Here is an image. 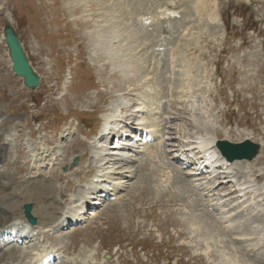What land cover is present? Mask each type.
I'll use <instances>...</instances> for the list:
<instances>
[{
    "label": "rangeland",
    "instance_id": "374dc122",
    "mask_svg": "<svg viewBox=\"0 0 264 264\" xmlns=\"http://www.w3.org/2000/svg\"><path fill=\"white\" fill-rule=\"evenodd\" d=\"M107 1L108 5L120 4L124 23L135 27L139 36L141 33V46L136 50L133 45L125 49L128 41L117 42L115 37H109L107 46L100 48L89 36V32L102 25L100 18H104L93 0H0V145L4 147L0 166L10 165L0 186L9 181L13 189L9 192L14 194L13 191L30 185L31 182H27L33 180L32 177H44L51 181L53 194H50L65 200L71 199L78 184H87L94 173L101 184L103 179L109 181L100 186L111 191L116 199L96 201L99 207L93 216L86 217L68 231L57 230L54 235L46 236V243L59 250V255H64L60 264H97V260L105 264H228L227 261L264 264V197L259 203L256 201L259 208L250 204L242 207L249 201V192L233 202L234 194L229 193L232 184L223 179L230 174V167L224 169V164L220 163L224 171H218L219 177L217 172L197 176L196 183L191 184L196 196L186 187L190 185L189 181L179 176V162L174 161L179 174L171 182L168 171L164 170L166 166L160 168L158 159L147 161V150L156 144L154 138L164 132L167 117L170 118L171 141L170 148L166 146L168 152L165 146H160L162 155L165 153L169 158L170 150L181 144L180 147L199 148V138L204 134L193 130L192 116H201L210 121L218 139L233 143L250 139L262 143L255 159L239 163L245 173L259 180L258 184H264V0H233L250 5L259 22V30L254 36L248 35L246 42L213 39L207 31L214 27V32H220L218 22L214 26L207 23L210 28L203 32L197 30L201 33H196L190 23L178 29L182 0ZM228 1L213 0L214 12L220 15ZM110 19L111 16L106 14V26ZM232 22L238 24L235 19ZM7 25L17 35L30 67L39 78L35 90L25 88L22 80L11 72L2 35ZM178 34L193 47H187V44L183 48L180 44L175 47L176 52L181 49L183 63L180 61V66L177 65L179 53L174 55L171 90L167 88L169 75L161 66L166 61L167 51L172 49L169 44ZM119 48L121 52H118ZM104 50L112 51L105 54ZM139 58L148 76L136 86L132 77L136 69L130 64ZM162 70L160 80L158 76ZM202 80L208 91V105L204 91L198 90L204 84ZM167 94L171 98L170 111L156 109ZM138 103L150 107L152 120L160 124L148 134L134 125L142 119L141 113L133 110L128 117L125 115L127 109H121L126 105L130 110ZM111 112H115L113 127L120 124L119 129L125 130L124 123L127 122L130 128H139L136 131L140 134L133 133L132 142L123 141L131 145L129 151H123L122 146L111 152L107 148L99 149L93 143L88 145L91 136L98 134L104 117ZM81 135L88 136L87 142ZM146 140L151 141L148 144ZM142 150L144 156L140 158ZM34 159L42 161V166L51 165L52 168L42 169L35 175L33 168L39 163ZM74 159L78 162L72 168ZM129 159L135 163L141 159L144 163L150 162L151 168L157 167L158 185L165 180L171 183L158 193L152 186L150 172L140 171L138 166L136 169V164L129 163ZM218 159L213 160L212 167L218 165ZM91 163L99 168L93 170L89 166ZM64 167L68 169L62 173ZM205 179L212 181L206 183ZM209 184L212 188L207 187ZM183 185L186 188L183 189ZM203 193L208 197L226 194L227 199H231L226 200L222 208L215 205L217 222L204 213V205L196 200ZM21 197L22 193L17 192L8 199L9 204H16L15 217L20 216L23 203L36 206V201ZM230 207L236 208L224 212ZM225 214L233 216H226L227 219L244 215L248 225L255 222L262 230L252 225L253 233L237 237L235 233L240 232L223 219ZM34 216L37 222L40 221L39 216ZM202 220L216 226L217 233L213 232L215 237L212 239L209 238L210 227ZM227 231L232 238H227ZM33 241L28 243L31 248ZM43 246L35 247L42 249ZM3 252L15 257H6L0 264H20L22 258L14 259L27 255L24 246L19 250L7 245Z\"/></svg>",
    "mask_w": 264,
    "mask_h": 264
},
{
    "label": "bare ground",
    "instance_id": "6f19581e",
    "mask_svg": "<svg viewBox=\"0 0 264 264\" xmlns=\"http://www.w3.org/2000/svg\"><path fill=\"white\" fill-rule=\"evenodd\" d=\"M93 1L96 4L95 7H97L99 14L103 15L104 18H105L106 14H109L111 16V19H110L111 21H110L108 26H106V24H104V18H100L101 19L100 21H102V25L99 27H96L95 30L93 29L94 31L88 33L89 36L96 41V44H98L100 46V48L107 46L106 40H108L109 37L110 38L115 37V40L117 42L128 41V47H125V49L126 48L130 49V47L133 45L135 50H136L138 47L141 46V42H142L140 40L141 33L139 36V33H138V31H136L137 29H135V27H133L132 25H127V23H124V21L122 20V17H124L125 15L122 11V7L120 6V4L115 5L114 3L113 4L110 3L108 5L107 0H93ZM204 5H205V0H197L194 9L198 8V7H202V9H203ZM202 29L203 28L198 27L199 31H201ZM120 44H122V43H119V45ZM124 46H127V45H124ZM124 46H123V48H124ZM97 51H99V50H97ZM108 51H112V50H104V53L106 54V53H108ZM118 52H121L120 48H119ZM142 63H143V61H140V58H139V60L133 61L130 64L131 67H134L136 69V73H134V76L132 75V77L134 78V84H136V86H139L141 83H143L145 80H147V76H148V74H146L147 70L144 68V66H142ZM163 72H164L163 70L160 71V75L158 76L160 78V80H162L161 79L162 78L161 73H163ZM161 84H162V81H161ZM127 107L128 106L124 105L123 108H121V109H127V110H125L126 111L125 115L128 117H130L131 116L130 113H134V111L141 113L142 119L137 120L136 124H134V125H137L142 130L144 129V133L148 134L154 126H156V127L160 126L159 123L154 122V120H152V112H151L152 110L146 104L138 103L136 105V107L131 108L130 110H128ZM118 110H120V109H118ZM115 112H117V111H115ZM115 112L114 113L111 112L110 114H108L104 117V119H103L104 121L102 123V131L99 134L100 140H106L107 132H110L111 130H113L112 124L114 123ZM127 120H129V118ZM192 123H193V130L202 131V133L204 134L203 138H199L200 141H199V144L197 145L199 148L194 147V146H186V147L183 146L181 148H186L184 150L182 149V152H185V151L191 150V149H198V151L201 152L200 160L201 159H203V160L200 162L199 167L196 166V168H194L195 171L199 172L200 168L204 167L205 165H207L208 167L213 166L212 162L214 159L217 158L216 150L213 149V148H215L213 145H214L215 141L217 140V136H216V134L213 133V130H212V127L210 125L209 120L201 118V116H199L198 118L196 116H192ZM197 142H198V140H197ZM121 146L123 147V149L127 148V147H129V143H123V140L119 139V142L116 145H113V147L114 148L116 147V149H118V148L120 149ZM3 148H4L3 145H0V157H1L2 152L4 150ZM107 149L110 150L111 148H107ZM95 151L96 150H93V152H95ZM180 156H183V154H181ZM150 158L158 159V164H159L160 168L162 166H166V168L164 170L168 171V175H169L168 180H169V178H171V179H175V177L178 178L179 169L174 164V161H171L172 159L168 158L165 155V153H163V155H162V150H161V147L159 144L156 143L153 145L152 149L147 150V161H149ZM220 163L224 164V166H225V162L223 160H220ZM229 167H230V169L228 172H230V174L228 176L226 175L223 178L224 182L232 184V186L229 187V193L234 194V195L236 193L235 198L237 201L238 198H239V200H241L242 198H244L245 193L249 192L251 194L249 201L247 200L248 202L246 204H244L242 207H246L248 204H250L254 208V205H257L256 201H258V203H259V201L264 197V184L261 186L256 181L255 176L247 174L248 172L245 173L243 166L241 165V163H239L237 161L233 162ZM6 176H7V173L0 171V180L4 179ZM98 181H100V180L98 179ZM45 184H47L46 181L33 182L32 184H30V185L28 184V185H26V187H23L22 190L17 191L18 190L17 189V190L12 192L14 194H11V192H8V189H10L9 181L3 183V185L0 186V229H2V227H4L7 223H9L10 220L14 219V217L17 214L16 209H14L16 204L11 205V204H9V200H8V199H10V197L17 195V192L22 193L21 198L23 200H27V201L28 200H34V201H36V206L33 208L32 214H35V215L40 217V221L38 222V224L50 225L54 222L59 221L60 219L56 218V215L59 214L58 211H61V208L59 207V205H60L59 201L57 200L55 195H53V196L51 195V194H53L51 191V189H52L51 185L47 186ZM182 187H183V189L186 188L184 185ZM207 187L212 188V186H210V184ZM188 188L192 192H195L196 196L198 195L197 192L195 191V188L193 185H191V184L188 185ZM49 190L51 191V192H49V194L50 193L51 194L50 195L47 193L45 194V192H48ZM237 193H239V194H237ZM83 194H84V189L76 188L74 190L73 195L71 196V199L68 200L71 204H70V206H68L69 208H66L64 211V216L65 217L68 216V220L73 219L74 221H77V220H79L80 215H82L84 213V205L76 208V203H79L82 200H84ZM60 198H58V199H60ZM39 200H40V202H39ZM257 207L259 208V204L257 205ZM7 214H9L10 216L6 217L5 215H7ZM228 214H225L223 219L228 220L227 223L230 225V227L232 229H233L232 226H234V230L240 232V234L235 233V235L237 237L238 236H244V235L246 236V235H248V233H253V229L251 227L252 225H255L257 230H258V228H260L259 231L262 230L261 225L259 226L255 222H253L251 225H248L247 220L243 217L244 215H241V217H237L240 215H236L234 218H228L227 219L226 216H228V217L231 216ZM231 217H233V216H231ZM202 221L204 222V224L208 225V227H210V231H212L209 238L212 239L213 237H215L213 235V232L217 233L216 226H214V224L208 223L209 221L208 222L206 220H202ZM12 225L14 226V224L11 221V226ZM214 242H216V241H214ZM3 257H4V255H1L0 260H2ZM225 261H227V260H225ZM226 263H228V264H239L236 261H227Z\"/></svg>",
    "mask_w": 264,
    "mask_h": 264
},
{
    "label": "water",
    "instance_id": "95a60500",
    "mask_svg": "<svg viewBox=\"0 0 264 264\" xmlns=\"http://www.w3.org/2000/svg\"><path fill=\"white\" fill-rule=\"evenodd\" d=\"M3 37L12 64V72L15 73L17 77L22 78L23 85L28 89H35L39 83L38 77L29 66L17 35L9 25L4 27ZM217 147L229 161L233 159L250 160L257 149L255 145H251L248 142L239 145H232L228 142H218ZM23 208L28 221L34 223L35 220L30 215L31 205H25Z\"/></svg>",
    "mask_w": 264,
    "mask_h": 264
}]
</instances>
